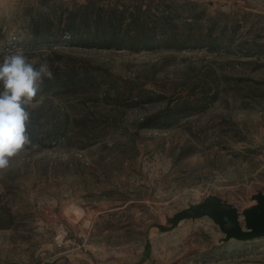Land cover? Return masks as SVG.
I'll return each mask as SVG.
<instances>
[{"label":"rangeland","instance_id":"obj_1","mask_svg":"<svg viewBox=\"0 0 264 264\" xmlns=\"http://www.w3.org/2000/svg\"><path fill=\"white\" fill-rule=\"evenodd\" d=\"M132 10L170 13L181 41L84 44L64 27ZM18 48L54 78L0 170V264H264V237L225 241L209 214L174 224L218 196L245 227L264 193V0H0V61Z\"/></svg>","mask_w":264,"mask_h":264},{"label":"clouds","instance_id":"obj_2","mask_svg":"<svg viewBox=\"0 0 264 264\" xmlns=\"http://www.w3.org/2000/svg\"><path fill=\"white\" fill-rule=\"evenodd\" d=\"M53 78L47 60H30L21 48L0 61V170L8 169L12 159L31 145L28 107L41 93L45 79Z\"/></svg>","mask_w":264,"mask_h":264},{"label":"trees","instance_id":"obj_3","mask_svg":"<svg viewBox=\"0 0 264 264\" xmlns=\"http://www.w3.org/2000/svg\"><path fill=\"white\" fill-rule=\"evenodd\" d=\"M129 14L126 24H123L124 17L119 11L109 14L97 12L82 16L74 15L67 19L64 27L70 33L71 39L84 44L138 48L181 41L176 37V24L171 22L170 13L159 15L151 23L147 22V16L135 15L134 10ZM48 26L50 27L49 20L45 22L44 27Z\"/></svg>","mask_w":264,"mask_h":264},{"label":"water","instance_id":"obj_4","mask_svg":"<svg viewBox=\"0 0 264 264\" xmlns=\"http://www.w3.org/2000/svg\"><path fill=\"white\" fill-rule=\"evenodd\" d=\"M257 204L244 211L245 227L238 221L236 209L218 196H209L202 202L191 205L176 214L174 224L183 218L211 215L224 234L223 240L249 241L264 237V193L253 195Z\"/></svg>","mask_w":264,"mask_h":264}]
</instances>
